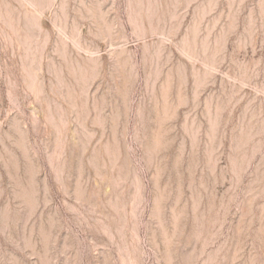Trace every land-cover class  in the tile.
Wrapping results in <instances>:
<instances>
[{
	"label": "rangeland",
	"instance_id": "374dc122",
	"mask_svg": "<svg viewBox=\"0 0 264 264\" xmlns=\"http://www.w3.org/2000/svg\"><path fill=\"white\" fill-rule=\"evenodd\" d=\"M0 264H264V0H0Z\"/></svg>",
	"mask_w": 264,
	"mask_h": 264
}]
</instances>
